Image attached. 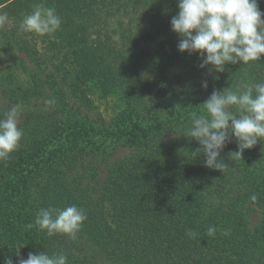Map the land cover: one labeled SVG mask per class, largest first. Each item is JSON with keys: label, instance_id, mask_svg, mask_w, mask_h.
Wrapping results in <instances>:
<instances>
[{"label": "trees", "instance_id": "1", "mask_svg": "<svg viewBox=\"0 0 264 264\" xmlns=\"http://www.w3.org/2000/svg\"><path fill=\"white\" fill-rule=\"evenodd\" d=\"M43 3L61 18L54 33L21 34L0 25V47L27 55L29 64L20 62L35 82L24 86L10 77L15 85L1 89L0 118L44 93L53 101L42 114L20 115L19 146L0 159V264L9 257L17 264L18 248L25 259L30 252H63L67 264H264V141L239 158L232 137L220 171L204 165L203 153L193 158L201 145L182 134L194 115L206 114L198 104L214 90L264 82V58L223 72L201 68L199 53L178 50L180 36L171 29L177 0H37L28 8ZM258 3L264 13V0ZM39 38L47 41V54L40 53ZM185 64L201 73L198 83L190 85ZM109 83L122 105L113 134L122 139L123 133L120 146L130 149L114 160L107 149L99 157L75 137L77 124L88 133L108 128L102 115L93 118L84 108L94 105L85 86L104 91ZM171 106L179 111L167 119ZM56 108L72 112V120ZM53 150L59 152L54 160ZM18 178L33 192L10 202L5 191ZM70 205L87 217L75 238L27 227L41 207Z\"/></svg>", "mask_w": 264, "mask_h": 264}, {"label": "clouds", "instance_id": "2", "mask_svg": "<svg viewBox=\"0 0 264 264\" xmlns=\"http://www.w3.org/2000/svg\"><path fill=\"white\" fill-rule=\"evenodd\" d=\"M177 6L179 11L171 19V29L180 36L178 50L199 53L201 68L211 66V70L223 72L229 64L247 65L264 58V13L259 10L258 0H177ZM5 21L6 16H0V24ZM61 22L55 8L36 4L20 27L24 32L43 35L54 33ZM203 87L207 88L206 82ZM202 105L206 114L194 115L182 134L199 142L201 147L191 151V155L197 158L203 153L206 167L224 169L221 151L232 137L238 146L232 154L239 158L244 150L264 141V82L246 84L236 91L214 90ZM19 119L18 105L0 118V159H7L19 146L23 137ZM86 218L76 205L41 208L34 224L27 227H37L49 237L59 233L75 238ZM216 231L214 226L209 227L207 235L212 237ZM186 234L190 238L196 236L191 229ZM15 253L19 257L17 264H67L63 252H30L26 259L19 255V248ZM6 264H13L11 257Z\"/></svg>", "mask_w": 264, "mask_h": 264}, {"label": "rangeland", "instance_id": "3", "mask_svg": "<svg viewBox=\"0 0 264 264\" xmlns=\"http://www.w3.org/2000/svg\"><path fill=\"white\" fill-rule=\"evenodd\" d=\"M35 1H37V0H0V5H1L0 6V16H6V21L3 23V25H6L7 28L8 27L16 28L21 34H26V32H24L21 29V27H18V25H21L22 19L26 15H28L32 12V9H30L28 7L30 4L31 5L34 4ZM43 5L45 6V3H43ZM258 5H259V3H258ZM41 36H43V35H41ZM2 41H3V39L1 37L0 38V45H2ZM45 46H47V41H43L41 38H39L38 48H39V51L41 54L46 53ZM166 49L168 52H170L169 46H167ZM22 58L26 59L27 64H29V62H28L29 57L27 55H25L24 53H22L20 50L16 49V51L11 52L9 50H6V49H3L0 47V101L2 100V97H3L1 94V89L3 87H7L9 85H11V86L15 85V83H12L14 80L10 81L11 80L10 77H13L14 79L19 78L18 81H21V83L24 86L28 85V83L30 81L32 83H35L32 80V76H30L28 72L27 73L24 72L25 66H28V65L24 64V63L22 64V62H20V59H22ZM195 59L200 61L201 58H200L199 54H198L197 58H195ZM19 63H21V64H19ZM189 63H192V61ZM196 63L197 62L195 61V64L194 63L193 64L196 65ZM195 69H196L195 66L191 69V65L185 64L184 71H186V72L191 71V73H192L191 74L192 77H190V79H189L190 80L189 83H191L190 85H194L200 81L199 76L201 75V73L198 72L197 73L198 76L194 75ZM228 83L229 82H227V84ZM114 86L115 85L113 83H109V85L104 88V91H103V87H101V86H97V85H92V86L86 85L85 86V89H87V88L89 89V90H87V94L90 95V97L94 99V105L91 107V109H86L84 107L83 108L85 109V111L88 112L87 115L89 114L93 118H99L98 115H102V117H104V119H106V123H107L106 127H108V128L106 129L105 127H103L100 131L88 133L85 131L83 126H81L80 124H77V128L75 127V132L77 133L75 137L77 138L79 144H83L84 146H87L89 148L91 147V148H94L95 150H98L99 157L101 156V153H103V150L105 151V149H107L109 151L108 157L111 160L119 159V158L123 157L130 150L126 146H124V147L120 146V145H122V141H125L123 139V135H124L123 133L121 134L122 139H117L113 134L114 131H116V133H118L117 132L118 126H115L116 123H114L113 125L111 124L112 122H114V120H112V119L115 115H117V113L120 111V109L122 107V105L120 106V101L118 99L119 96H118ZM237 87H238V89H240L239 86H237ZM47 89H49V87H47ZM99 90H100V92H99ZM100 93H102V94H100ZM101 95H103V96H101ZM49 96H50V94L48 92V93L42 94L41 96H38L36 99L30 98L28 100L27 106L20 107L18 104L20 115H22L24 113H29V112H34L36 114H42L44 111H47L49 109V106H50V104L47 103L48 101H50ZM159 102L160 103L162 102V98L159 99ZM193 103H194V101H193ZM196 104L197 103H194L191 108L196 107ZM202 104L203 103H199L198 108H203ZM83 105H85V104H83ZM14 106H17V105H14ZM94 106H95V108H94ZM11 107H13V106H11ZM178 111H179V109H176V107L171 106L170 108L167 109L166 113L163 116L168 119L170 117H173ZM56 112H57L58 116H62V117H70V115L72 116V112H68L67 110L61 112V110L59 108H56ZM81 117L85 118L86 114H83ZM70 119L72 120V117H70ZM115 135H117V134H115ZM69 138L71 139V137H69ZM108 142H109V144L106 146L105 143H108ZM104 145L106 148H103ZM114 146L115 147L120 146V147L115 149V150H112V148H114ZM52 153H53V156L51 159L54 160V159H56L55 157H57V155H59V152L57 150L56 151L53 150ZM104 153H108V152L106 151ZM23 181H25L23 178L22 179L18 178L17 180H15V183L12 184L11 188H8L5 191L6 199L8 201H10V202L15 201V197L20 196V194H22L23 192H25V193H32L33 192V189H31L30 191H27L24 189L23 186H21V183ZM18 188L20 191L19 193L16 192ZM41 208H45V207H41ZM244 213H246V212H244ZM248 220H249L250 224L253 225L254 216L248 217Z\"/></svg>", "mask_w": 264, "mask_h": 264}]
</instances>
